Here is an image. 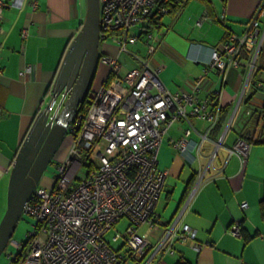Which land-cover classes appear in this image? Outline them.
<instances>
[{"label": "built area", "instance_id": "obj_1", "mask_svg": "<svg viewBox=\"0 0 264 264\" xmlns=\"http://www.w3.org/2000/svg\"><path fill=\"white\" fill-rule=\"evenodd\" d=\"M98 1L100 34L116 31L111 40L122 51L126 50V45L135 44L143 36L147 45L149 40H153L151 32L143 33L141 26L162 0ZM23 2L0 0V33L4 9H21ZM32 6L36 8L35 1H32ZM262 18L264 3L249 19L248 29L242 36L231 35L227 42L212 49L209 67L216 69L223 78L228 68L240 67L241 55L247 53L248 82L264 38ZM202 22L200 19L197 25ZM132 29L134 32L131 33ZM25 36L26 31L23 30L22 37ZM157 41L161 39L157 38ZM148 47L149 56L124 75L120 73L121 65L116 59H102L109 67L111 81L107 83L106 80L95 91L90 89L87 113H77L67 127L69 148L64 160L55 164L51 185L37 186L23 208L22 217H28L32 222L25 233V240L17 245L22 251L19 264H122L126 260L141 261L149 243L139 234V229L144 225L154 227L158 222L156 203L167 173L158 169L157 154L168 129L177 121L185 120L188 126L179 138L170 140V145L189 162H199L202 145L210 141L209 128L219 118L218 111L211 110L209 98L198 99L195 94L202 87L201 79L192 84V93H170L163 89L158 81L161 67L150 63L157 46ZM29 69V66L24 67L21 74ZM68 95L69 92L64 90L56 95L48 88L41 110L48 111L47 122L51 126ZM194 118L209 123L206 130L199 132L195 143L191 138L196 132L191 124ZM222 138L213 142L215 150L209 156L210 165ZM191 145L195 147L196 155L190 153ZM250 147L238 138L227 152L229 155L237 154L242 162L247 160ZM82 168H85L82 177H77ZM188 201L172 227L185 213ZM239 206L241 210L249 208L246 201H241ZM122 219H126L128 224L124 232H116L107 241L105 235ZM238 224L240 222H235L227 230L233 237L240 236ZM176 237L181 241L195 240L196 232L184 225ZM118 241L127 252L125 255L111 247V243ZM198 248L195 245V249ZM13 258L15 255L10 262Z\"/></svg>", "mask_w": 264, "mask_h": 264}, {"label": "crops", "instance_id": "obj_2", "mask_svg": "<svg viewBox=\"0 0 264 264\" xmlns=\"http://www.w3.org/2000/svg\"><path fill=\"white\" fill-rule=\"evenodd\" d=\"M23 1L21 9L5 8L1 23L0 207L6 205L11 166L18 147L41 110L42 100L54 82L70 42L80 30L87 10L86 0ZM32 1L36 2L35 9ZM220 2H215L213 6L210 1V7L204 6V11L201 7L200 11L191 12V18L197 22L204 14L211 17L213 11L224 32L218 41L208 46L201 41H190L188 44L189 40L178 36L173 29L168 34L174 33L177 40L169 44L157 41L150 63L161 67L158 81L170 93H192V84L201 79L202 87L195 91L198 99L215 97L218 107L229 108V118L218 131L212 132L209 128L210 141L202 145L200 152L205 166L200 165L201 158L199 162L191 163L170 145V140L179 138L188 126L185 120L176 123L173 130L169 129L171 131L165 135L157 154L158 169L167 173L163 191L156 203L158 222L154 227L144 225L139 229V234L149 243L141 261L126 260L122 264H264V226L259 228L253 224L246 210H242L241 216L239 206L241 200L248 197L245 193L248 184L258 180L256 172L261 162L264 164V149L252 146L247 160L242 162L237 154L229 155L227 152L236 140L235 133L229 129L237 128L243 101L250 90L246 77L248 65L244 58L247 53L239 60L240 67L228 68L223 78L216 69L209 67L212 49L227 42L231 35L242 36L248 29L249 19L264 0ZM261 25L264 23L261 22ZM209 27L212 28L211 25ZM23 30L26 31L25 37H22ZM98 47L100 58L97 69L101 65L102 69H98V72H101L99 80L102 85L109 76V67L103 58L116 59L121 65L122 75L137 68L146 59L133 49L129 50L128 46L122 51L119 45L109 40L101 41ZM26 66L30 67L29 71L21 74ZM99 87L96 86L95 90ZM260 99L261 95L257 94L255 100ZM191 124L196 128L191 137L195 143L199 139V132L206 130L209 123L194 118ZM220 137H223L221 146L210 165L209 156L215 150L213 142ZM189 151L192 155L197 154L193 145ZM196 164L198 169L195 168ZM193 174L195 177L192 180ZM191 193L192 198L188 201ZM245 199L251 209L250 198ZM186 201L188 206L185 213L172 227ZM235 222H240L242 226L244 224L245 234L252 237L249 242L245 243L243 238L233 237L227 232ZM184 225L196 232L195 240L181 241L176 237ZM195 245L199 247L198 250Z\"/></svg>", "mask_w": 264, "mask_h": 264}, {"label": "water", "instance_id": "obj_3", "mask_svg": "<svg viewBox=\"0 0 264 264\" xmlns=\"http://www.w3.org/2000/svg\"><path fill=\"white\" fill-rule=\"evenodd\" d=\"M86 4L85 20L70 42L49 88L56 95L63 90L69 92L68 98L52 126L47 122L48 111L39 110L13 160L5 197L6 209L0 221V256L11 242L23 208L39 186L43 171L60 148L67 127L91 88L100 58L99 1L86 0Z\"/></svg>", "mask_w": 264, "mask_h": 264}, {"label": "rangeland", "instance_id": "obj_4", "mask_svg": "<svg viewBox=\"0 0 264 264\" xmlns=\"http://www.w3.org/2000/svg\"><path fill=\"white\" fill-rule=\"evenodd\" d=\"M211 2H213V6L216 3H220V0H210ZM209 4V2L206 1H202V0H190V2L186 5V6H180L179 10L177 11V13L175 15H171V14H163L162 18L159 19L160 22L157 26H153L151 30H149L151 32V34L153 35V40H149L148 45L153 46L154 48L157 46L156 40L161 39V42H168L169 43H173L174 41H176V37L174 36V33H170L168 34V32L170 30H173L178 36H180L181 38H185L187 40H189L188 44L190 43V41H201V43H203V45H207L208 44H212L214 42H216V40L218 41L220 39V37L223 35V27L218 23L216 17H214V13L212 11V15L211 17H209L207 14H204L202 17H200L198 19V21L200 19H203V22L201 25H203V23H205V25L202 27L201 25H197V22L194 21V19H192V11L197 10L200 11V8H203L204 11V6L208 7L207 5ZM210 5V4H209ZM183 13L180 15V12ZM202 11V12H203ZM180 15V16H179ZM192 19V21L190 20ZM261 21H264V18L261 19ZM210 23V24H209ZM212 26L209 27V26ZM131 33L134 32V29H132V31H130ZM166 37V40H164V38ZM109 41L111 40V36H109V38L107 39ZM106 40V41H107ZM207 43V44H206ZM146 44V39L144 38V36L139 39L137 41L136 44H128L126 46H128L127 48L129 50L138 52L139 54H141L142 56L146 57L149 56V47ZM99 70L102 69L101 65H99ZM97 72L95 74V76L92 79V83L91 84V90L95 91L96 86L99 87V83H101V80H99V76H100V71ZM102 86V83H101ZM101 87H99L98 89H100ZM90 91V90H89ZM179 121H177L176 123H178ZM175 123V124H176ZM175 124H173L171 126L170 129L173 130V128L175 127ZM169 130V129H168ZM171 130H169L168 132H170ZM69 142H70V138L69 136L66 135V137L64 138L60 148L58 149L57 153L55 154L54 158H52L53 160H51L50 164L47 166L46 170L43 171V176L42 179L40 181L39 186H47L46 184H48V186H50L49 183H51L53 176H54V170H55V164L59 163L61 161L64 160L65 158V154L68 151L69 148ZM206 145V144H204ZM257 149L263 148L262 146H254ZM264 149V148H263ZM212 151V150H211ZM201 166H205L206 162L204 159L201 158ZM195 168L198 169V165H195ZM79 174L77 175V177H82V174L84 173L85 168L79 169ZM257 181H253L251 183H249L248 185V189H246V195L248 197L245 198H250L251 200V209H246V211L249 214L248 218H251V221L253 222V224H256L259 228H262L264 226L263 222L261 221V216H260V212H259V202H260V198H261V194H262V183L264 182V164L263 162H261V165H259V167L257 168ZM261 177V178H260ZM165 197V192L163 194V198ZM244 198V200L241 201H246L248 202L246 199ZM6 209V205L3 207H0V212L3 211L2 216L0 218V221L3 217V214L5 212ZM244 211V212H246ZM240 212H242V210H240ZM241 216H243V212L240 213ZM31 219L28 217H22V219L20 221H18L19 223L17 224V228L12 236L11 242L8 244V246H6L5 251L2 253V255L0 256V264H9V262L12 260L11 258L16 255V253L18 252V246L20 245L24 240H25V233L28 231L29 226L31 224L32 221H30ZM127 220L126 219H122L119 223H117L106 235H105V239L107 241H110V239L112 238V236L116 233H123L126 226H127ZM23 227V228H22ZM256 228V227H255ZM24 229H27L26 232H24ZM121 245V242L118 241V243H111V247L113 248H117L118 246Z\"/></svg>", "mask_w": 264, "mask_h": 264}, {"label": "trees", "instance_id": "obj_5", "mask_svg": "<svg viewBox=\"0 0 264 264\" xmlns=\"http://www.w3.org/2000/svg\"><path fill=\"white\" fill-rule=\"evenodd\" d=\"M189 0H162L153 11V14L151 16H148L145 18V23L141 26L144 28L142 31H149L152 29L153 26H157L160 22L159 19L162 18L163 14H171L175 15L177 11L179 10L180 6H185V4ZM209 2L210 0H202ZM207 5L209 8L210 5ZM264 23V21H262ZM116 34V31H111L106 34H100L101 41H105L109 38V36ZM259 54L255 61V70L251 73L250 79L248 81L249 84V93L244 99L243 108H242V115L240 116L237 123V128L235 130H232V132L235 133V141L239 139L244 140L246 143H248L252 148V146H262L264 148V38L263 42L261 44V47L259 49ZM245 54L243 53L241 55V59H243V56ZM246 58V61L248 60V55L244 56ZM112 79V76L109 75L107 79V83H109ZM257 94L261 95V99L255 100V97ZM87 97L85 96V99L81 103L80 107L78 108V113L85 114L87 113V108L89 107V102L87 101ZM209 101L211 102L210 108L212 111H218V121L214 125V127H211L212 132L218 131L222 124H224V121H226L229 118V108L225 107H218V103L216 98L210 96ZM228 130V131H229ZM235 143V142H234ZM195 177V174L191 177L193 180ZM262 194L259 202V212L261 216V221L264 224V182L262 183ZM243 222V219H242ZM243 224V223H242ZM240 236L244 239V242L247 243L250 241L252 237H249L244 232V224L243 226L240 224ZM115 226V225H114ZM113 226V227H114ZM123 245L121 244L117 248H113L114 251L119 252L122 251L123 255H125L127 252L123 250ZM19 251V249H18ZM22 257V251H19V254L17 253L15 255V258H13L12 262H9V264H19Z\"/></svg>", "mask_w": 264, "mask_h": 264}]
</instances>
